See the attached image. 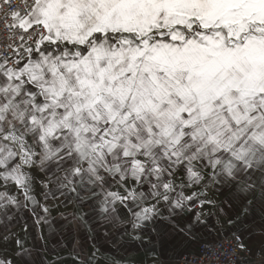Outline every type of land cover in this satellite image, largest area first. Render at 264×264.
<instances>
[{"label": "snow or ice", "instance_id": "1", "mask_svg": "<svg viewBox=\"0 0 264 264\" xmlns=\"http://www.w3.org/2000/svg\"><path fill=\"white\" fill-rule=\"evenodd\" d=\"M0 32V206L37 168L137 229L197 165L264 197V0H0Z\"/></svg>", "mask_w": 264, "mask_h": 264}, {"label": "crops", "instance_id": "2", "mask_svg": "<svg viewBox=\"0 0 264 264\" xmlns=\"http://www.w3.org/2000/svg\"><path fill=\"white\" fill-rule=\"evenodd\" d=\"M203 179L189 180L178 170L173 177V201L184 200L183 210L169 216L163 203L160 215L143 229L133 227L131 212L117 205L116 221L91 212L86 202L61 194L46 170H33L35 206H0V261L11 264H176L193 254L204 240L239 235L252 252L248 264H264V197L241 192L233 184L211 178V170L197 165ZM113 191H121L113 185ZM23 200L14 185L0 182V192ZM79 191V189H78ZM84 201H89L88 197ZM149 198L144 206L155 204ZM47 207L48 212L42 211ZM132 207V205H129ZM35 208V211L33 209ZM139 211V209H136ZM19 241V244L17 243Z\"/></svg>", "mask_w": 264, "mask_h": 264}, {"label": "built area", "instance_id": "3", "mask_svg": "<svg viewBox=\"0 0 264 264\" xmlns=\"http://www.w3.org/2000/svg\"><path fill=\"white\" fill-rule=\"evenodd\" d=\"M3 38L0 32V40ZM252 259V252L243 239L233 235L216 241H202L196 253L182 255L176 264H248Z\"/></svg>", "mask_w": 264, "mask_h": 264}]
</instances>
